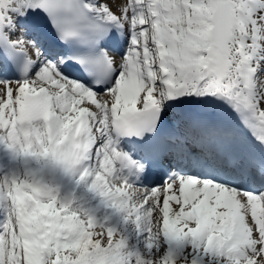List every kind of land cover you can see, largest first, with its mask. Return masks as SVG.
Segmentation results:
<instances>
[{
    "label": "snow or ice",
    "instance_id": "snow-or-ice-1",
    "mask_svg": "<svg viewBox=\"0 0 264 264\" xmlns=\"http://www.w3.org/2000/svg\"><path fill=\"white\" fill-rule=\"evenodd\" d=\"M0 264H264V0H0Z\"/></svg>",
    "mask_w": 264,
    "mask_h": 264
}]
</instances>
